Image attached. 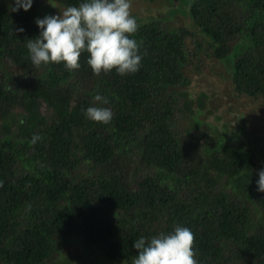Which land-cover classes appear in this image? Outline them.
I'll return each instance as SVG.
<instances>
[{
	"label": "trees",
	"instance_id": "obj_1",
	"mask_svg": "<svg viewBox=\"0 0 264 264\" xmlns=\"http://www.w3.org/2000/svg\"><path fill=\"white\" fill-rule=\"evenodd\" d=\"M36 1L0 15V264H50L74 233L131 264L132 241L177 224L191 229L198 264H264L260 168L240 138L251 115L242 110L230 126L240 104L225 103L264 96V0H188L192 32L137 24L141 66L123 76L94 75L87 52L77 70L34 67L25 42L39 31ZM200 49L224 77L212 76L192 111L185 89ZM97 92L113 112L108 124L83 115ZM220 103L221 129L206 120ZM34 133L42 139L31 144Z\"/></svg>",
	"mask_w": 264,
	"mask_h": 264
},
{
	"label": "clouds",
	"instance_id": "obj_2",
	"mask_svg": "<svg viewBox=\"0 0 264 264\" xmlns=\"http://www.w3.org/2000/svg\"><path fill=\"white\" fill-rule=\"evenodd\" d=\"M32 3L33 0H13L10 10L27 11ZM34 22L38 34L25 42L34 67L63 63L66 70H77L81 67L82 52L88 53L86 62L94 75L114 69L123 76L135 73L141 66L139 43L131 35L138 26L130 14V0H79L59 14L35 18ZM92 100L95 103L83 109L84 117L101 124L110 123L113 112L104 106L107 98L97 92ZM41 139L34 133L29 143L35 144ZM257 176V191H264V165ZM193 241L191 229L180 224L150 238L140 236L132 241L136 255L131 264H198Z\"/></svg>",
	"mask_w": 264,
	"mask_h": 264
},
{
	"label": "rangeland",
	"instance_id": "obj_3",
	"mask_svg": "<svg viewBox=\"0 0 264 264\" xmlns=\"http://www.w3.org/2000/svg\"><path fill=\"white\" fill-rule=\"evenodd\" d=\"M13 0H0V15L7 16L10 13ZM188 0H130V14L135 17L137 24L149 20L157 19L167 27L172 29L185 28L191 32L194 30L193 22L187 7ZM66 5L58 3L55 0H37L35 7V17L42 18L45 15L59 14V11H63ZM192 38V34L190 35ZM189 38L187 37L186 40ZM214 59L207 53L205 49H200L197 55V60L194 61L193 66L190 68V74L194 75L192 85L186 87V95L189 99L193 100L191 105L192 111L196 109L194 100L196 96L199 97L198 91L204 90L211 93V89L214 83L215 76L217 78H223L224 71L222 68H215ZM190 74L187 76L190 78ZM196 79L199 80L196 82ZM214 96H221L226 98L225 94L218 93ZM248 98V97H247ZM237 99L236 108L230 110L231 116H227V121L230 122V126L235 124L237 120L241 119V112L245 111L251 115V121L246 123L249 130H243L240 132V137L243 140V144L246 147H250L255 151V155L258 160V167L261 168L264 165V96L249 97L243 99V97H231L226 100V104H231ZM241 100V101H239ZM224 103H220L212 114H209L206 120L211 123H215L216 126L221 129L224 119L226 121V115L224 119L214 118V114L223 110ZM223 112V111H222ZM220 116V115H219ZM192 118V116H187ZM205 122V121H204ZM203 122V123H204ZM201 123L199 129H203L207 134H212L214 130L212 124L211 128L204 127ZM179 124H181L179 122ZM239 138V137H238ZM261 213L264 214L262 210ZM125 260H108L106 259L101 248L95 244H87L76 233L72 234L65 243L57 244L55 251L53 252L50 264H123Z\"/></svg>",
	"mask_w": 264,
	"mask_h": 264
}]
</instances>
